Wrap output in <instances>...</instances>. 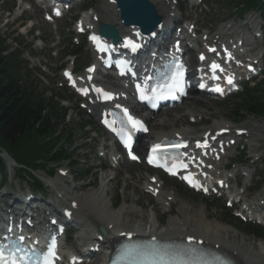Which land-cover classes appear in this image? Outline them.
<instances>
[{"label": "rangeland", "instance_id": "obj_1", "mask_svg": "<svg viewBox=\"0 0 264 264\" xmlns=\"http://www.w3.org/2000/svg\"><path fill=\"white\" fill-rule=\"evenodd\" d=\"M106 1L107 0H94V3L91 4L90 8L95 9L102 4H105ZM194 1L182 0L180 3L179 15H181L182 22L188 20V24L194 25V27L198 29L199 39L204 34L211 33L213 41L227 42L231 41L232 37L241 38L242 36L243 38V36L247 34V29L253 30L258 36L264 32L263 29L259 31V28L263 26L259 14L249 13L245 18L238 20L240 18L239 13L236 10L230 9L225 0H204L203 5L192 8L191 5ZM85 3L86 2H82V5ZM198 3H200V0L197 1V4ZM23 8L24 10H29H26L24 20L17 25L18 22L16 23V20L22 13L20 0H0V16L2 17L0 18V37L7 40L6 47H8V50L10 49L9 52L14 53L18 57L21 64L19 77L22 85L35 89L47 106H51L49 104L58 102L61 107H65L68 113L65 117V123L61 125V130L66 133L72 132L73 135L71 137V144L73 146L65 147L66 145H63V147L70 149L71 155L75 160V165L72 168L66 165L60 166L57 169L56 167H51L54 168L53 171L55 172L54 175H52V185L54 187V182L57 181L59 176L64 174L67 176L64 178L68 185L67 190L71 191V194H78L81 191L84 192L86 190L96 189L100 184V178L108 175L109 172L112 171L109 169L110 166L107 161H103L101 158L103 155L102 146L107 145L109 141L106 143L107 138H105L106 136L104 135V132L100 129L97 120L93 116L91 117L86 114L85 118H82L78 115L77 110L73 111L72 107L75 104L73 97L74 94L69 91L67 84L62 77L63 71L71 65L75 66L77 70H80L79 75H83L85 67L94 62L92 53L86 44L85 39L83 37H78L74 33L76 29L75 24L82 15L76 10L65 20L60 21L61 27H58L60 29L58 35L55 31L56 27L44 23L42 15H39L38 19L34 15V9H31L30 5H26ZM31 25L37 26L32 32L33 37L30 35H24L25 31ZM229 26H234L235 31H231V33H228L226 30L223 31V29ZM221 33L230 34L232 37L227 36V38H225ZM254 33L246 35V38L251 40ZM38 35L41 36V42L37 39L33 40V38ZM78 42L82 44L80 46L76 45ZM259 42V45H254L256 49L254 54L257 60L264 55V45L261 36ZM75 50L79 51L77 57H73L72 55V52ZM262 68L264 69V59ZM252 86H254V83ZM190 97L203 99L205 104H198L197 109L205 112L207 116L209 115V118L215 119L213 121H222L229 124L233 123V126L237 130L251 127H260L264 130L263 120L253 117L250 114L248 115L245 111L240 112L234 106V104L239 102V98H236L235 100L230 98L227 101L222 100L220 102L219 100H213L206 96L192 95ZM63 99L65 102H61ZM192 101L193 99H189L175 111L166 114L170 115L169 119L176 121L179 126L177 128L200 129L204 127V124L202 123H194L195 125H190V119L187 115L185 117V122H183V120L180 121L181 117H184V115L188 113ZM175 112L179 113L177 118V113ZM162 116H164V120L167 118L165 115ZM153 120L154 118L152 119V124H156L157 130H160V127L157 126L159 123V117L157 119L155 118L154 121ZM209 122H211V120H209L208 123ZM248 137L251 140H241L239 146L237 145L238 148L236 150L234 149L230 156H241L245 157V160H250V163L247 164V169H243L245 171L241 172L239 176L241 178L243 173L245 174L246 177L243 178V184L245 187L249 186L252 187V189L257 190L259 187H262L263 189L261 191L254 192V190H251L246 192V194L243 195V199L244 202L246 200L248 204L260 206L264 203V186H262L264 180V139L263 141H255L252 136L249 135ZM251 146H254L255 150H253ZM260 155L263 156L261 157V162L256 163L255 161L258 159L251 158V156L256 158V156ZM227 161L228 160L226 159L224 163L227 164ZM11 165H14V163L9 160L6 163L9 181L4 185V188L0 190V195L6 193L9 194L7 199L8 202L11 198H19L20 192L29 194V192L33 190V186L30 183L19 181L17 179V175H15L16 168ZM238 169L237 166H234L233 171L231 173L228 172V174L233 176L234 171ZM45 171L47 173L49 172L46 168ZM113 171H116L117 179L112 183L113 185L111 189H107V191L110 192L108 200L111 203H114L116 206H114L115 209H118L123 205L129 207L132 206L135 209L136 215L131 222V226L134 229L142 225L152 213L161 217L162 222L160 223V226H162L168 222L170 218L176 216L182 206L189 207V209H191L190 213L195 214L199 213V210L205 207L204 217L205 219L207 217V221H218L221 225L252 238L256 242H261L264 246V242L261 240L251 237L241 228L239 229L235 225L236 228L232 227L225 222L223 207L226 204V199L221 200L217 197L206 199L202 198V196L193 197L191 194L185 196L178 190L173 181H170L165 183L164 191L174 193L176 201L172 204L170 209L166 210L162 206L157 205L151 196L144 193L143 186L146 184L148 178L146 168L140 166H126ZM38 175V178L44 181L46 185L43 193L45 199L42 201L41 196L37 195V199L41 202L38 203V205H36L37 203H34V206H40L46 212L51 211V209L61 211V209L68 204L65 203L63 207L59 205L57 196L64 199L68 198L69 194H67V192L58 194L54 188H51V182L47 179L46 173H38ZM252 177L253 179L250 183L249 179ZM10 187L12 189H9ZM243 191L244 190H240V193H243ZM118 200H121V203H117ZM242 207L243 203L236 211L239 212ZM167 212L169 213L168 215ZM73 235H75V231H73L72 237H70V244L72 245L74 244Z\"/></svg>", "mask_w": 264, "mask_h": 264}, {"label": "bare ground", "instance_id": "obj_2", "mask_svg": "<svg viewBox=\"0 0 264 264\" xmlns=\"http://www.w3.org/2000/svg\"><path fill=\"white\" fill-rule=\"evenodd\" d=\"M148 1L150 4L156 6L160 16H163L164 29L170 26L172 22L180 21L179 15L174 8L166 2V0ZM34 13L39 19V9L36 8ZM0 18L2 17L0 16ZM81 23L84 25L83 27L87 29L91 27L97 28L99 24L102 23L112 25L119 30L121 35H128L132 30L122 24L116 5L110 3V0H107L105 4L89 11L86 17L82 19ZM56 25L59 27L58 23H56ZM187 28H189V26H187ZM76 29H78V26ZM57 31L60 32V29L58 28ZM228 31H235L234 26H230ZM207 36L209 40L212 41L213 38H210L211 35L207 34ZM185 42L187 44H193L194 49H196L200 43L199 40L194 39L191 41L186 40ZM208 45L216 46L215 44L210 43H208ZM252 45L253 43L247 42L245 47L236 52L237 58H239V63L242 65L247 60L246 58H248V56L243 53L247 52V49ZM251 61H254V59H251ZM107 85L110 86V90L112 91L114 88L120 89L114 83ZM198 104H205V102L203 99L193 98L188 113L185 115L183 114L184 117H181L180 121L183 120V122H185V117L187 115V117L193 119L196 124H204L203 128H177L179 127L178 124L176 121L169 119L170 115H165L167 118L164 120V116H160L159 114L157 115L159 117V123L157 126L160 127V130H157L156 124H152V119L154 118L155 120L156 116L151 119V133L149 135H151L150 138L152 144H159L166 138L204 142L208 140L210 136H214L222 130H230L231 132V138L226 141L230 142L233 140L234 132L231 124L222 121H213L215 119L209 118V115L207 116L205 112L197 109ZM178 114L179 113L176 114V118L178 117ZM209 120H211V122L208 123ZM240 133L252 136L255 141H263L264 139V130L260 127L241 129ZM236 138H239V136L237 135ZM212 147L217 149L216 153L220 154L222 160L228 158L230 152L233 150V148H227L226 145L222 143L213 144ZM140 149H143L142 145L140 146ZM104 153H106V150ZM114 162L117 163H114L115 165L113 166L112 171L109 172L108 175L100 178V184L96 189L86 190L84 192L81 191L78 194H71V191L67 190L68 185L64 178H58L57 181L54 182V189L58 194L64 192L69 194L68 198L58 200V204L63 205L66 203L68 204V207L65 211H68L71 214L74 212V221L76 224V233L74 235L75 245L79 248L86 249L87 251L94 248H98L101 251L100 254L95 255V260L92 264H102L108 257V253L113 250L114 245L120 243L124 237H127L128 235L135 236L136 233L141 234V236L154 237L162 241L170 242L186 241L190 239L196 243L203 244L209 249L218 250L226 254L234 259L237 264H264V246L261 242H256L252 238L238 233L233 229L227 228L226 226L221 225L218 221H207V217L206 219L204 217L205 207L199 210V213L195 214L190 213L191 209H189V207L182 206L178 211V214L170 218L169 221L162 226H160V223L162 222L161 217L152 213L142 225L138 226L136 229L132 228L131 222L136 215L135 209L132 206L129 207L124 205L115 209L114 203H111L108 200L110 192L107 191V189L110 190L113 185L112 183L117 179L116 171L113 170H119L122 166L120 163L121 156L118 153H114ZM222 162L210 161L207 165V170L203 172L208 174L210 178H214L217 183H223L225 185L224 190H221L220 193L225 194L229 199L237 200L241 194H237V196L234 197L238 191L230 186V178L225 174L224 169H226V166H223ZM240 173L241 172H239V174ZM236 174H238V172H236ZM157 179L158 182L156 184H151L150 181L147 182V184L144 185V189L150 191L151 194L155 196L157 205L162 206L166 210L170 209L172 204L176 201V196L174 193L165 192L164 184L162 183L163 180L161 177H158ZM212 192H214V190H212ZM247 207L248 216H251L250 212H252L255 207L252 204L247 205ZM243 212L244 211L242 210L241 213ZM0 214H2L1 209ZM100 228L105 230L106 234L104 236L100 233Z\"/></svg>", "mask_w": 264, "mask_h": 264}, {"label": "trees", "instance_id": "obj_3", "mask_svg": "<svg viewBox=\"0 0 264 264\" xmlns=\"http://www.w3.org/2000/svg\"><path fill=\"white\" fill-rule=\"evenodd\" d=\"M233 5H243L245 9H253L262 14L264 20V0H233ZM238 10H240L238 8ZM241 11V10H240ZM6 41L0 37V150L5 151L15 162L36 172V169L69 163L74 167L75 160L67 146L71 144L72 132H64L61 125L65 123L66 111L60 110L58 104L47 106L35 89L22 85L17 74L19 65L15 58L3 57ZM235 106L264 119V82L257 88L247 90L239 97ZM63 143V144H61ZM63 145H66L63 147ZM0 159V172L4 171ZM20 175L32 177L24 169ZM34 178H32L33 180ZM36 189H42L35 180ZM225 222L233 225L234 220L229 213ZM234 227V226H232ZM236 228V227H235ZM248 234L262 236L264 234L255 228L245 226Z\"/></svg>", "mask_w": 264, "mask_h": 264}, {"label": "water", "instance_id": "obj_4", "mask_svg": "<svg viewBox=\"0 0 264 264\" xmlns=\"http://www.w3.org/2000/svg\"><path fill=\"white\" fill-rule=\"evenodd\" d=\"M121 9V19L125 25L140 26L143 33L152 32L159 24L155 9L147 0H116ZM100 33L113 38L114 42L120 41L116 28L102 25ZM103 232V229H102Z\"/></svg>", "mask_w": 264, "mask_h": 264}, {"label": "snow or ice", "instance_id": "obj_5", "mask_svg": "<svg viewBox=\"0 0 264 264\" xmlns=\"http://www.w3.org/2000/svg\"><path fill=\"white\" fill-rule=\"evenodd\" d=\"M57 14H59V13L57 12ZM93 39L96 40V37H93ZM128 43L131 44V42H128ZM131 47H132V50L135 51L138 46L131 44ZM101 50H103V48H101ZM216 67H218V66L213 65L214 69ZM182 74H183L182 66H180V70L177 73V77L182 76ZM66 75H69V74H66ZM176 83H177V86H179L178 79L176 80ZM228 83L229 84L232 83L231 78L228 79ZM97 91H102V90L97 89ZM216 91H222V90L217 88ZM85 94H87L86 91H85ZM104 95H105V98H111L110 94L104 93ZM128 121L134 128H143V124L140 121L133 119L131 116H128ZM105 123L108 124V121L105 120ZM109 126H111V125H109ZM124 143H125V146L129 149V154L131 155V137H128L126 140H124ZM158 147L159 146H156V148H158ZM156 148L153 149L154 152L156 151ZM131 158L137 159V157H135V156H132ZM149 162L150 163L154 162L152 157H149ZM186 179H189V182L192 183L193 186H199L191 178H186ZM6 239H9V238H6ZM23 239H24L23 237H20L19 243H22ZM54 248H55V241H53L51 249H50V253L53 257L55 255ZM20 251H21V249L19 247H16L15 250L13 251V250L9 249L7 244H0V264H21V261L24 258L22 256L17 257V255H16V253H18ZM43 264H54V261L51 259L45 258Z\"/></svg>", "mask_w": 264, "mask_h": 264}]
</instances>
